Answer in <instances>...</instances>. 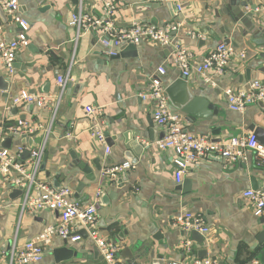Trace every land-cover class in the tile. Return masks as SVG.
Masks as SVG:
<instances>
[{
  "label": "crops",
  "instance_id": "1",
  "mask_svg": "<svg viewBox=\"0 0 264 264\" xmlns=\"http://www.w3.org/2000/svg\"><path fill=\"white\" fill-rule=\"evenodd\" d=\"M17 1L19 14L29 23L28 46L19 51L13 76L8 75L0 61V140L11 138L7 150L15 158L14 164L22 163L29 172L30 158L26 159L25 153L42 148L45 171L38 170L36 183L49 185L51 178L65 176L60 186L71 189L73 200L79 205L95 206L99 231L118 246L123 264L128 261L124 250L136 242L152 246L156 254L172 263L189 262L205 249L204 258L217 264H249L252 260L262 264L260 252L264 243L259 242V236L264 224H259L260 218L253 214V204L243 194L254 190V184L258 190H264V165L251 153L246 162L235 163L208 156L187 168L181 183L177 184L173 152L161 151L155 146L166 133L154 123L151 104L139 94L147 89L149 78L156 75L160 67L165 70L159 77L165 88L181 76L168 63L171 51L143 42L134 46L135 58L126 55L115 59L106 57L94 32L75 42V30L68 26L74 10L77 8L89 17L100 18L103 0H76L75 4L74 0ZM167 2L179 3L182 13L177 12L172 18L165 6ZM218 2L225 4L228 0H116L113 20L119 28L133 24L162 27L167 23L183 22L176 41L192 54L194 65L200 64L218 43L229 42L235 55L222 77L209 70L205 77L192 72L186 79L191 94L209 100L217 108V115L194 124L188 123L182 115L184 130L195 128L192 134L214 138L212 132L218 129L219 138L225 141L249 133L252 127L264 128V110L253 105L242 114L231 112L224 96L226 88L239 90L252 81L264 80V30L255 37L241 26L232 25L226 17L216 19L214 12L221 9ZM249 2V6L259 5L253 22L264 27V0ZM148 3L158 4L159 8L135 13V6ZM245 11L249 12V7ZM1 26L7 39L18 34L13 22H3ZM225 28L229 29V34ZM209 29L213 31L212 36ZM189 32L200 34L201 38L194 40ZM128 47L124 44L120 48L126 54L133 51L126 50ZM242 54L245 55L243 59ZM241 66L243 68L239 69ZM245 69L250 70V81L245 78ZM58 78H68L60 98ZM21 92L46 97L51 104L44 108L33 106L30 111L25 105L13 106L12 98ZM88 106L101 110L104 133L111 138L109 144L98 143L90 137V123L83 126L88 120L85 114ZM12 107L16 108L15 116H12ZM19 120L26 121L34 130L32 134L24 137L8 131ZM136 132L138 135L132 136ZM69 134L75 139L66 138ZM124 134H129V143L143 148L135 150L136 163L125 173V181L118 188L119 176L113 181L106 172L126 162ZM18 148L23 149L19 155ZM106 149L110 150L108 154ZM74 161L88 166L92 181L86 179ZM45 172H49L51 178H47ZM18 176L16 169L7 176H0V264H10L12 249L35 238L46 226L59 222V215L54 211L45 210L34 215L21 212L19 203L23 196L15 201L8 199L12 189L10 183ZM79 184L85 187L76 197ZM111 194H115L114 200L109 198ZM102 195L108 199L105 206L99 205ZM181 213L197 214L204 219L209 234L203 236V246L193 242L181 229L171 226L174 217ZM80 234L82 241L67 242V248L75 253L71 259L55 260L53 250L63 247V241L56 238L42 262L37 264H104L85 233L81 231ZM157 234L160 236L154 240ZM187 240L192 243L191 252L184 247Z\"/></svg>",
  "mask_w": 264,
  "mask_h": 264
},
{
  "label": "built area",
  "instance_id": "2",
  "mask_svg": "<svg viewBox=\"0 0 264 264\" xmlns=\"http://www.w3.org/2000/svg\"><path fill=\"white\" fill-rule=\"evenodd\" d=\"M116 0H103L102 16L92 18L81 11L72 14L68 23L70 28L75 30V42L90 33L98 35V43L105 49L108 58L116 57L118 50L124 44L138 46L143 42L158 44L171 51L169 65L180 72L186 79L194 72L205 77L206 72L212 70L215 76L222 77L230 60L235 55L232 46L223 42L218 43L198 65L192 63V54L184 49L176 41V35L184 27L183 22L167 23L162 27L133 24L130 27L119 28L113 20L116 12ZM0 9L7 16L11 17L18 27V34L7 39L3 34L0 24V61L8 73L15 74V63L21 49L28 46L29 23L19 14V3L17 0H0ZM176 10L182 13L183 8L176 4ZM188 35L196 40L201 35L189 32ZM242 59L244 54L240 56ZM165 74L164 68L157 69V74L149 78L147 89L139 94V97L147 101L152 106V119L154 123L165 131L164 139L155 143L157 149L161 151L170 150L174 154L173 164L176 166L175 180L180 184L184 172L198 161L208 156L219 157L222 160L235 163L246 162L248 154L264 165V147L259 145L256 137L252 133L231 137L225 141L214 142L210 136L188 134L184 130L183 117L173 110L165 94V87L161 83L160 76ZM68 78H58L59 88L58 98H60L66 87ZM227 107L231 112L242 114L247 107L264 104V80H256L248 83L246 87L239 90L226 88L224 90ZM13 106L32 104L38 108L49 107L51 102L48 98L21 92L12 98ZM85 114L90 126L88 133L92 139L98 143L105 144L104 122L102 112L99 108L88 106ZM0 124H2L0 120ZM12 135L24 136L32 134L34 131L25 120H19L14 126L8 129ZM66 138L72 140L75 137L71 134ZM23 152L18 148V155ZM109 149L105 153L108 154ZM43 157V149L30 152V168L28 172L22 165L14 164L15 158L10 155L9 150L0 146V176H7L10 168L19 172L18 178L11 181V188L23 191V198L19 203L21 212L27 211L34 215L37 212L49 210L57 212L59 222L57 225L46 226L40 234L32 240L26 242L17 249H12L9 254L10 264H37L42 262L43 257L51 246L54 239L70 243H78L83 237L95 246L104 264H123L118 257L119 248L116 244L108 240L101 234L98 228L97 212L94 205L81 206L73 200V191L63 188L56 192L48 184H37L36 173L39 170ZM15 166V169L13 167ZM129 163L125 162L115 165L107 170L106 175L113 181L121 174L131 170ZM34 195H32V193ZM31 194V195H30ZM243 197L248 199L254 206L253 214L260 218L264 213V190H247ZM171 226L181 229L187 234L197 232L202 236L209 234V228L204 219L197 214L181 213L174 217ZM187 252H191L192 243L186 241L184 244ZM172 264H217L209 258H193L189 262H174ZM249 264H260L258 260H252Z\"/></svg>",
  "mask_w": 264,
  "mask_h": 264
},
{
  "label": "water",
  "instance_id": "3",
  "mask_svg": "<svg viewBox=\"0 0 264 264\" xmlns=\"http://www.w3.org/2000/svg\"><path fill=\"white\" fill-rule=\"evenodd\" d=\"M171 1V0H168ZM76 0H74V4H75ZM218 2V5H220ZM250 2L249 0H245V1H241V0H228L227 3L224 4L221 3V9L220 10H216L214 12V16L216 19H221V17H226L229 19L230 23L232 25H237V26H241L245 31L249 32L252 36L255 37H259L258 35H261L264 27H262L260 25V23H254L253 22V15L254 13L257 11L259 5H248ZM170 16L172 18H175L177 16V11L174 9V7H176V3L175 2H167L165 4ZM249 7V12H244V9ZM159 8V5L156 4H141V5H137L135 6V13L137 14H141V13H147L150 12L153 9H157ZM78 12V9L76 8L74 10V14H76ZM5 23V22H11V17L7 16L3 13V11L0 9V24L1 23ZM260 22H262V20L260 19ZM153 24V22H152ZM226 32L229 34L230 31L229 29L225 28ZM208 33L212 36L213 35V31L212 30H208ZM225 44L229 45V42H225ZM129 47L126 50H133L131 52H126V54H124L123 49L120 48L118 50V54L115 57V59L121 57H130V58H135L137 53L134 50L135 47L131 44H127ZM243 66H241L239 69H242ZM245 78L247 81H250V70L249 69H245ZM4 92L6 91V89H3ZM165 94L166 97L168 99V103L170 105V107L175 110L176 112L180 113L181 115L185 116V120L188 123L194 124L197 121H207L212 119L214 116L217 115V108H215L210 102L209 100L202 98V97H197L191 94L186 78L183 76H180L179 78H177L175 81H173L171 84H169L168 86H166L165 88ZM258 106V108L260 110H264V104L262 103H257L256 104ZM33 108L32 104H27L26 105V110L30 111ZM11 113H14L12 116L16 115V108L12 107L11 109ZM83 126H89V120H87L86 122L82 123ZM83 126L80 127L83 128ZM79 127V125H78ZM195 128H190L185 130L186 133L188 134H192L194 133ZM250 133H252L255 137H256V141L259 145H261L262 147H264V128L263 127H252L249 130ZM139 132H136V134H133L132 136H137ZM150 134L153 135V131H150ZM220 135V130L216 129L212 132V136L214 138H211L214 142H220L221 139L219 138ZM131 136V135H130ZM105 142L106 144H109L110 142V136L108 133H105ZM123 138L125 139V146L127 149V152L124 153V160L129 163L130 165H134L136 163V159L137 154L135 153V150H141L142 151V145H134L133 142H128L129 141V134H124ZM151 139H153L151 137ZM11 142V138H2L0 140V146L3 149H8L9 148V144ZM130 152V153H129ZM26 159L30 158V153L26 152ZM214 157V156H213ZM72 158L74 159L75 157L72 156ZM22 163H18L17 165L21 166ZM73 164L75 166H77V168H79L83 174L86 175V179L88 181H92L93 180V175L91 174L88 166H86L85 164L78 162V161H74ZM10 171H13V168L9 169ZM39 170L41 172L45 171V156L43 157V160L41 161ZM98 171L101 169H97ZM45 176L47 178H51V175L49 172H45ZM65 179V176H61V177H53L50 179V188L56 192L60 191L61 189H63L62 186H60V181H63ZM125 181V174H121L118 177L117 183H118V188L122 187V183ZM188 182L185 183V185H187ZM254 184V183H253ZM85 186L83 184H79L78 188H77V192H76V197L79 196V194L81 193V190H83ZM253 189L256 191L259 189L258 186H256L254 184ZM23 195V191L20 189H14L12 188L11 191L8 194V199L11 201H15L18 198H20ZM115 194H111L109 196L110 199L114 200L115 199ZM108 199L105 197V195H102L100 200H99V205L101 206H105L107 203ZM138 201V200H137ZM259 224H264V213L263 215L260 217L259 219ZM158 236H160V234H157L153 237L154 240H158ZM189 237H191V240L193 242H195L196 244L203 246L204 245V238L202 235H200L197 232H192L190 234H188ZM259 242L261 244L264 243V230L261 232L260 236H259ZM67 241H63V247L62 248H57L55 250H53V256L55 257V260L57 262L59 261H65V260H69L71 259L73 256H75V253L72 250H69L67 248ZM131 246V248H130ZM125 253V258H127V264H171L172 262L170 260H165L164 257L160 254H156L155 249L152 248V246H142V244L140 242H136L134 245H129L128 248H126L124 250ZM200 256L198 257L199 259H203L204 256L206 255V250L203 249L202 251L199 252ZM202 254V255H201ZM260 256H261V262L262 264H264V247L262 249V251L260 252ZM118 257H120V255L118 254Z\"/></svg>",
  "mask_w": 264,
  "mask_h": 264
}]
</instances>
